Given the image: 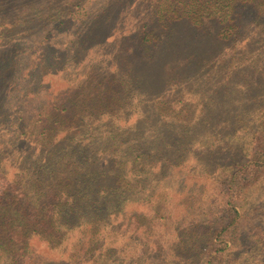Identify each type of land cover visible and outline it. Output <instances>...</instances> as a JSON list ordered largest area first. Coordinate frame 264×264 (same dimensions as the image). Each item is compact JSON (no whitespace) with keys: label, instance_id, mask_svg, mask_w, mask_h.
I'll return each mask as SVG.
<instances>
[{"label":"trees","instance_id":"trees-1","mask_svg":"<svg viewBox=\"0 0 264 264\" xmlns=\"http://www.w3.org/2000/svg\"><path fill=\"white\" fill-rule=\"evenodd\" d=\"M143 1L0 0V264H264V0Z\"/></svg>","mask_w":264,"mask_h":264},{"label":"rangeland","instance_id":"rangeland-1","mask_svg":"<svg viewBox=\"0 0 264 264\" xmlns=\"http://www.w3.org/2000/svg\"><path fill=\"white\" fill-rule=\"evenodd\" d=\"M133 1V0H132ZM135 3L138 5V9L132 10L130 13L128 12L125 17H121L120 20L118 21V24H116V29H118L117 36L120 38V35L124 32H130L133 31V33L137 31L139 28L138 26H142V23L146 22L147 14L148 12L146 11V2L143 0H135ZM245 15V14H243ZM142 21V22H141ZM141 24V25H140ZM162 24V23H160ZM168 27H175V39L174 41L176 42L177 47H182V46H187L186 49H202V51H205L207 53L209 52L207 49H217V45L213 43L211 40L208 39H195V34L198 33L196 29H193L192 27H196L189 21H171L168 24ZM154 26V24H153ZM33 27H42V26H33ZM52 27V26H49ZM69 29L73 27L72 24L67 25ZM158 27V26H156ZM162 27H167L166 25H162ZM203 27H212L216 28L218 27L217 22H209L206 23ZM134 33V34H135ZM110 36V34H108ZM115 35L111 38H109V45L105 48V52H101L100 50H96L95 53H97L100 57L102 55H106V59H111L112 57H115L119 53V46H122V49L125 47L128 48H133L137 47L136 44V38L135 43L133 42H128V39H120L119 41L115 40ZM187 50V51H188ZM91 54V58L96 57L98 59L97 54ZM183 55V54H182ZM76 67H71L70 71L67 73V75H59V76H49L46 81L47 83H50L51 90L58 91L62 88H66L69 85H71L75 79L78 78L77 70H74ZM218 83H221V81H217ZM255 157L257 160L263 161L264 160V131L261 133L259 140L256 144V150H255ZM264 175V170H258V169H253L249 173H246L237 180V183L235 185V190H234V203L239 206L240 205V198L243 194V192L253 185L257 180H259L262 176Z\"/></svg>","mask_w":264,"mask_h":264}]
</instances>
